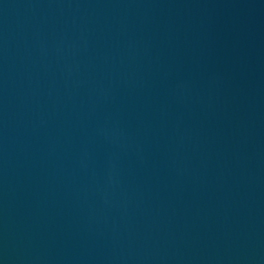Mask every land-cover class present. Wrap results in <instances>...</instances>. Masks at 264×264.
Segmentation results:
<instances>
[{
    "label": "water",
    "instance_id": "water-1",
    "mask_svg": "<svg viewBox=\"0 0 264 264\" xmlns=\"http://www.w3.org/2000/svg\"><path fill=\"white\" fill-rule=\"evenodd\" d=\"M0 264H264V0H0Z\"/></svg>",
    "mask_w": 264,
    "mask_h": 264
}]
</instances>
